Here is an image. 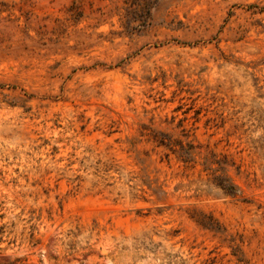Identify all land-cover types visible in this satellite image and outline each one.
Listing matches in <instances>:
<instances>
[{
  "label": "rangeland",
  "instance_id": "374dc122",
  "mask_svg": "<svg viewBox=\"0 0 264 264\" xmlns=\"http://www.w3.org/2000/svg\"><path fill=\"white\" fill-rule=\"evenodd\" d=\"M0 264H264V0H0Z\"/></svg>",
  "mask_w": 264,
  "mask_h": 264
},
{
  "label": "trees",
  "instance_id": "16d2710c",
  "mask_svg": "<svg viewBox=\"0 0 264 264\" xmlns=\"http://www.w3.org/2000/svg\"><path fill=\"white\" fill-rule=\"evenodd\" d=\"M220 187L228 192V194L231 196H235L239 193V189L234 184H229L227 180L225 181V184L223 186L221 185Z\"/></svg>",
  "mask_w": 264,
  "mask_h": 264
}]
</instances>
